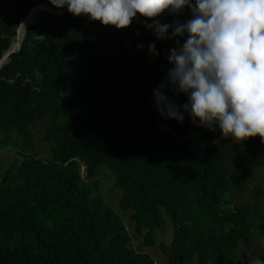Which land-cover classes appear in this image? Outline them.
Here are the masks:
<instances>
[{"label":"trees","instance_id":"obj_1","mask_svg":"<svg viewBox=\"0 0 264 264\" xmlns=\"http://www.w3.org/2000/svg\"><path fill=\"white\" fill-rule=\"evenodd\" d=\"M38 4L58 9L49 0H0V58ZM190 16L186 8L159 19ZM152 42L159 56L149 53ZM174 46L136 20L117 29L67 5L61 15L35 14L0 68V146L22 156L0 175V264H157L136 249L128 222L168 264L264 259V143L259 135L238 143L187 113L182 123L161 117L152 89L165 81ZM35 132L49 156L7 139ZM234 152L248 160L242 173L231 167ZM102 165L122 189L117 209L130 210L126 219L100 194ZM162 212L172 237L156 244L151 231L163 225Z\"/></svg>","mask_w":264,"mask_h":264},{"label":"clouds","instance_id":"obj_2","mask_svg":"<svg viewBox=\"0 0 264 264\" xmlns=\"http://www.w3.org/2000/svg\"><path fill=\"white\" fill-rule=\"evenodd\" d=\"M49 2L56 8L67 5L74 16L117 29L136 20L158 40H174L166 57L171 65L166 79L152 89L161 117L182 123L187 113L193 124L210 131L219 128L224 137L238 143L257 135L264 143V0ZM186 8L191 13L186 21L159 19L165 13L179 16ZM148 51L159 56L155 42L148 45ZM165 88L182 93L186 101L177 103ZM247 264H264V259L249 255Z\"/></svg>","mask_w":264,"mask_h":264},{"label":"rangeland","instance_id":"obj_3","mask_svg":"<svg viewBox=\"0 0 264 264\" xmlns=\"http://www.w3.org/2000/svg\"><path fill=\"white\" fill-rule=\"evenodd\" d=\"M41 133L35 132L34 134L31 133L29 138H24V137H16L17 141L15 140V135L9 134L7 135V139L10 144H13V146H17V148L21 149L22 152L25 153H32L40 156H49L50 155V150L48 148V145L39 140ZM2 137L3 134H0ZM22 156L16 155L13 151V148L11 146H0V175L3 172V170L13 162V160H20ZM248 162L247 159H245L243 156L239 154V152H234L231 157H230V163L233 171L236 173H242L244 172L245 165ZM81 171V176L84 177L85 174V169L84 166L80 168ZM100 171L102 172V176H100V194L102 197L105 199V201L112 206L114 209H117V202L118 199L122 193V189L117 187V188H112L113 187V180L114 176L111 171H109L105 166H100L98 168V173ZM255 178H260L259 174L255 175H250L249 179L254 180ZM111 188V189H110ZM118 213L124 217L125 219L127 218V213L130 212V210H119L117 209ZM162 217L164 220V223L161 227L153 229L152 235L153 238L157 243L159 242H164L168 243L172 237V229H171V222L169 217L162 212ZM128 228L130 233L132 234L134 238V245L137 250L142 251V252H148L150 253L157 261V264H168L167 261L165 260V257L159 254V250L157 246L151 247V246H145L143 244V238L142 235H137L133 232V225L132 223L128 222Z\"/></svg>","mask_w":264,"mask_h":264},{"label":"water","instance_id":"obj_4","mask_svg":"<svg viewBox=\"0 0 264 264\" xmlns=\"http://www.w3.org/2000/svg\"><path fill=\"white\" fill-rule=\"evenodd\" d=\"M65 10V6L63 8L55 9L49 4H38L34 6L27 14L26 16L21 20L19 25L16 28L15 38L14 41L11 42L8 49L4 52V54L0 58V68L4 64V62L7 60L9 55L13 52H16L19 50L20 45L23 41V36L25 34V30L27 27L31 24L32 19L34 18L35 14L39 11H49L54 14L61 15Z\"/></svg>","mask_w":264,"mask_h":264}]
</instances>
